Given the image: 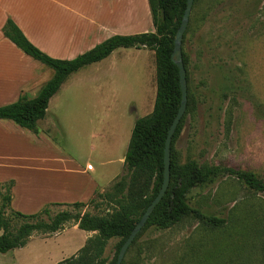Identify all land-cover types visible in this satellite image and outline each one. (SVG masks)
<instances>
[{"label": "rangeland", "instance_id": "obj_1", "mask_svg": "<svg viewBox=\"0 0 264 264\" xmlns=\"http://www.w3.org/2000/svg\"><path fill=\"white\" fill-rule=\"evenodd\" d=\"M190 22L182 47L189 59L196 103L186 116L175 150L182 162L251 170L264 179V0H199ZM138 29H153L151 16L142 6ZM39 64L49 78L54 74L53 69ZM117 68L119 78L107 82L103 90L105 98L110 90H118L116 98L109 99L111 107L94 108L98 82L88 83L87 79L98 75V64L72 74L49 104L48 120L54 124L55 114L60 120L51 131L59 156L67 157L68 164L77 161L97 176H110L124 165L122 156L135 121L152 111L156 97L154 52L128 48ZM226 78L233 85L227 97L220 90ZM123 136L122 146L119 137ZM126 173L124 166L122 175ZM5 174L19 175L12 169L0 176ZM189 200L206 214L227 218L226 225L210 227L191 215L171 228L147 227L140 231L122 264H264V192L224 174L213 184L193 189ZM17 206L14 209L21 211ZM48 210L38 220L50 222L62 211L73 216L86 211L104 213L110 207L60 205ZM25 221L14 218L12 228ZM81 233L68 227L61 237L45 240L46 233L35 231L25 247L0 253V264H47L65 241ZM118 242L112 238L106 247L105 256L110 260Z\"/></svg>", "mask_w": 264, "mask_h": 264}, {"label": "trees", "instance_id": "obj_2", "mask_svg": "<svg viewBox=\"0 0 264 264\" xmlns=\"http://www.w3.org/2000/svg\"><path fill=\"white\" fill-rule=\"evenodd\" d=\"M187 1L148 0L153 31L133 35H114L73 59L54 58L45 53L28 39L11 18L7 19L2 29L4 36L25 54L53 69L54 74L35 98H30L23 92L16 102L0 106V119L11 120L21 128L39 134L38 121L46 117L50 100L66 80L82 68L107 58L119 48L154 51L157 91L153 111L135 121L124 161L127 173L120 176L108 190L97 191L89 201L69 204L76 208L93 205L95 209L106 204L110 210L96 214L86 211L75 216L69 211H62L50 222L38 220V216L48 212L49 207H44L35 214H24L13 209L15 180L0 182V231H2L0 253L25 247L35 231L53 234L62 231L67 223L78 222L80 229L95 231L96 234L89 238L75 255L57 264L116 263L122 245L158 195L163 184L166 140L182 101L179 68L172 60V52ZM198 1L194 2L190 21ZM190 23L182 45L190 30ZM183 60L187 72L188 105L172 138L171 181L166 194L142 230L150 226L160 229L171 228L191 215L210 227L225 226L227 218L206 214L200 208L193 207L189 200L193 189L213 184L224 174L237 178L257 192H264V179L254 171L224 165L202 166L195 160L181 161L175 150L176 142L183 132L190 108L196 103L190 80L189 59L184 50ZM224 83L221 84L220 90L227 97L226 94L233 85L227 78ZM14 218H23L26 221L14 230L12 228ZM137 237L131 246L136 242ZM112 238H118L119 242L116 244L115 257L110 260L105 256V250Z\"/></svg>", "mask_w": 264, "mask_h": 264}, {"label": "crops", "instance_id": "obj_3", "mask_svg": "<svg viewBox=\"0 0 264 264\" xmlns=\"http://www.w3.org/2000/svg\"><path fill=\"white\" fill-rule=\"evenodd\" d=\"M140 6L144 13L151 16L148 0H0V106L16 102L23 92L35 98L53 76L49 78V74H45L39 64L41 62L25 54L4 36L2 29L8 18L45 53L54 58L73 59L114 35L142 33L138 29ZM127 50L116 49L107 58L93 63L98 64L99 73L94 76L89 74L87 80L88 83L98 82L99 98L95 109L112 106L109 99L116 98L118 90H110L107 98L103 90L107 88V82L119 78L117 67L122 53ZM110 69H113V73H110ZM69 78L51 101L61 92ZM90 101L88 104L92 105ZM116 102L112 103L114 107ZM49 113L48 107L46 117L38 121L39 134L23 129L11 120L0 119V173H7L10 169L19 173L0 176V182L15 178L12 208L18 204L16 208L24 214L38 213L44 207L87 202L97 191L104 192L112 185L124 169L122 165L116 173L105 177L82 169L77 161L68 164L69 161L65 160L67 157L59 156V150L52 142L51 131L53 127L58 128L59 116L54 115L53 124L48 120ZM99 135L102 137L103 133ZM119 139V144L123 146L124 136ZM122 157L125 158L124 155ZM68 227L83 233L65 241L47 264H57L75 255L96 234L95 231L80 229L78 222H70L62 231L46 233L42 239H57ZM32 239L33 236L29 242Z\"/></svg>", "mask_w": 264, "mask_h": 264}, {"label": "water", "instance_id": "obj_4", "mask_svg": "<svg viewBox=\"0 0 264 264\" xmlns=\"http://www.w3.org/2000/svg\"><path fill=\"white\" fill-rule=\"evenodd\" d=\"M195 0H188L187 1V6L185 9V13L181 22V25L176 33L175 36V41H174V49L172 52V60L174 63L177 64L179 68V75H180V85L182 89V101L181 105L179 108V111L170 127L168 137L166 140V145H165V155H164V180L162 187L158 193V195L154 198L152 203L149 205L147 208L146 212L142 216L141 220L136 224L134 227L133 231L131 232L130 236L128 239L125 241V243L122 245L117 261L115 264H122L125 258V255L137 237V235L140 233L142 228L146 225L147 221L149 220L151 214L155 210L156 206L161 202L163 199L164 195L166 194L170 181H171V143H172V138L173 135L176 131V128L178 127L181 119L183 118L187 105H188V82H187V72L183 60V49H182V43H183V37L184 34L188 28L189 22H190V17L192 13V9L194 6Z\"/></svg>", "mask_w": 264, "mask_h": 264}]
</instances>
